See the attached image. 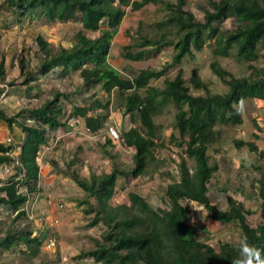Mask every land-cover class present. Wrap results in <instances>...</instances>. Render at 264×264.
<instances>
[{
	"label": "trees",
	"instance_id": "1",
	"mask_svg": "<svg viewBox=\"0 0 264 264\" xmlns=\"http://www.w3.org/2000/svg\"><path fill=\"white\" fill-rule=\"evenodd\" d=\"M186 1L6 0L1 6L0 9L18 24L45 18L48 22H76L81 26L70 48H55L38 34V61L34 69H30L29 61L21 59L23 85L27 92H35L34 99L46 95L42 85L51 74L59 79L75 74L82 81L77 93L87 94L100 87L109 98L96 97L82 105L70 103L72 110L67 120L65 103L70 102L72 93L56 87L49 89V98L37 108L22 109L13 116H7L0 108V121H4L13 134V143L0 142V165L18 161L14 175L6 181L0 180V206L15 215L7 230L8 224L0 222L2 254L21 251L35 259L42 251L43 236H34V222L24 210L28 196L20 190L27 189L30 195L40 193V152L50 143L52 133L71 128L70 119L83 120L87 131L94 135L104 129L108 119L105 112L109 110L114 92L125 100L124 112L135 125L121 134L123 145L132 150L133 166L126 170L114 164L110 173H92L89 179H82L79 172L73 170L77 160L71 161L65 172L55 167L87 194V200L81 202L88 205L85 213L96 215L88 227L100 224L105 227L100 240H93L94 249L82 252L77 259L91 258L101 264H231L239 256V241L222 243L218 248L199 241L198 229L187 223V201L205 208L215 222L237 226L241 231L240 239L246 236L249 244L264 249V163L257 162L254 166L261 173L258 181L261 202L257 212L235 198L239 192L234 195L228 188L221 189L227 198L225 210L213 204L209 196L210 183L220 169L219 164L213 162L210 147L221 141L225 127L243 124L241 101H264V69L253 68L251 64L260 59L261 51L264 55V0H212L202 20L185 9ZM149 5L163 14L156 23L160 33L155 38L139 34L136 43L122 49L124 60L141 62L152 53L173 47L176 54L169 68H178L188 56L194 58L195 52L214 41L215 56L233 57L238 63L248 64L252 70L250 75L235 76L213 62L212 72L226 87L222 93L213 92L198 72H194L188 85L183 67L174 78L166 77L167 69L155 72L150 68L139 70L132 77L123 76L109 62L112 41L122 25L125 8L130 7L135 12ZM230 18L234 19L235 27L223 30L220 25ZM129 36L133 35L129 33ZM6 78L7 67L3 60L0 80L7 85ZM162 78L161 86L154 85ZM9 85L14 86L15 82ZM3 92L4 89H0V96ZM170 107L176 111L171 143L177 148L178 176L165 172L171 179L164 193L166 207L155 208L134 192L129 193V204L113 206L111 202L117 195L119 179H138L152 165L153 149L157 147L161 129L156 118ZM15 126L19 133L15 132ZM234 143L238 149L248 147L251 153L258 152L264 159V153H260L253 142L236 140ZM107 144H112L110 139L106 140ZM18 148L20 154L13 158ZM102 151L108 158L115 159L106 147ZM191 160L195 161L193 169ZM256 215L260 219L257 225L252 222ZM23 221L28 224L14 228L17 222Z\"/></svg>",
	"mask_w": 264,
	"mask_h": 264
},
{
	"label": "rangeland",
	"instance_id": "2",
	"mask_svg": "<svg viewBox=\"0 0 264 264\" xmlns=\"http://www.w3.org/2000/svg\"><path fill=\"white\" fill-rule=\"evenodd\" d=\"M6 0H0V8ZM134 1V0H132ZM176 3V0H166ZM212 0H187L185 9L194 13L198 20H202L207 9L211 8ZM125 16L118 34L112 41L109 53L110 65L116 68L125 77H132L142 69H152L155 72L167 69L166 77L174 78L180 67H183L185 79L190 85L194 72H198L203 80L208 83L213 92L222 93L226 87L211 70V64L218 62L222 67L232 72L235 76H249L252 70L248 64L238 63L233 57L223 58L214 55V41H210L202 51L195 52V57L186 58L180 67L169 68L173 62L176 51L173 47H166L161 52L152 53L147 60L141 62H128L122 58V49L125 46L136 43L139 34L155 38L160 31L156 23L161 21L162 12L155 11L152 5L146 6L141 11H132L125 8ZM223 30H231L235 27L233 18L228 19L220 25ZM81 30L80 24L76 22H48L45 18L40 21L28 19L21 24L6 12L0 9V63L4 60L7 67V88L4 89L2 110L7 116H13L22 109L37 108L47 96L51 87L72 93L70 102L65 103V120H67L73 105H82L85 101L91 102L93 98L108 100L102 93L100 87L90 90L87 94H79L76 90L81 86L79 76L72 74L70 78L59 79L56 74H51L42 85L46 95L39 100L34 99L35 92L26 91L23 85L24 78L21 75L20 62L24 58L29 61L30 69L37 64L36 54L38 45L36 36H44L55 48L63 46L72 47L74 35ZM133 35L132 37L129 36ZM93 35V34H91ZM260 59L252 62L253 68L264 69V55L260 52ZM165 78V77H164ZM163 78L155 81L154 85L161 86ZM1 84L2 81L0 80ZM15 82L14 86L9 83ZM192 92L195 90L192 89ZM197 93V92H196ZM108 119L96 135L87 131L83 120L70 119L69 129L61 130L51 134L50 143L42 148L39 164L41 166L40 193L35 207L34 236H43L42 251L37 258H32L21 251H10L5 254L0 252V264H101L94 262L91 258L77 259L82 252L94 249V239L100 240L105 227L98 225L89 228L94 220L95 214H86L88 205L81 202L87 200V194L70 178L56 171H66L69 163L77 160L78 163L73 170L79 172L82 179H89L91 174L102 175L110 173L114 164L119 168L129 170L133 166L132 150L125 147L121 140V134L135 125L130 117L125 114V100L117 93H113ZM243 124L241 126H227L222 131L221 141L210 147L213 162H217L220 169L215 173L210 183L209 196L213 204L220 209L227 208L226 194L222 188H228L231 193L239 192L235 198L243 201L251 210L257 212L260 207L258 188L261 173L254 169L257 162L264 163L258 152L251 153L248 147L238 149L234 141H249L258 146V151L264 153V101L247 100L243 103ZM176 111L173 107L168 108L163 115L156 118L161 125L157 147L153 149L154 160L146 174L138 179L125 181L119 179L117 195L112 200L113 206L129 204V193L134 192L146 198L155 208L166 207L164 193L171 179L165 174L169 172L173 177L178 176L177 148L171 143V134L175 123ZM19 133V128L14 127ZM7 138L13 139V134L4 121H0V142L6 144ZM110 139L112 144H107ZM110 150L115 159L108 158L102 150ZM48 148V149H47ZM49 150V151H46ZM48 152H52L49 154ZM44 153V154H43ZM44 156V157H43ZM39 158V160H40ZM52 163L50 170L45 169ZM191 168L195 161H189ZM166 172V173H165ZM93 202V201H92ZM189 208L187 223L198 229V239L202 243L218 248L222 243H235L240 240L241 231L235 225H224L211 219L210 213L202 206L193 202H185ZM63 206L60 208V206ZM200 210V211H197ZM15 216L2 214L0 211V222L13 224ZM259 216H255L252 222L257 225ZM27 222H17L14 228L26 226ZM10 225V226H11ZM55 238L57 245L49 248V243ZM50 240V241H49ZM22 248V247H21ZM20 248V249H21ZM18 250V249H17Z\"/></svg>",
	"mask_w": 264,
	"mask_h": 264
},
{
	"label": "built area",
	"instance_id": "3",
	"mask_svg": "<svg viewBox=\"0 0 264 264\" xmlns=\"http://www.w3.org/2000/svg\"><path fill=\"white\" fill-rule=\"evenodd\" d=\"M7 88V85L0 82V89H5ZM6 92V91H5ZM5 92L2 93V95L0 96V108L2 107V104H3V100H4V97L6 96ZM13 143V139L12 138H7L6 140V144H11ZM20 154V149L18 148L17 150H15L13 152V158H17ZM39 158H40V155H39ZM39 160V159H38ZM40 161V160H39ZM18 164V161H14L10 164H2L0 165V180L2 181H6L8 180L10 177H12L15 173V167L16 165ZM20 193L21 194H24V195H27L28 196V200L25 204V207H24V210L28 216V218L30 220H33L34 221V218H35V205H36V202H37V199H38V196L39 195H30L28 194V191L27 189H21L20 190ZM63 206L61 205L60 208H62ZM0 211L2 212V214H5V215H12V216H15L14 214H12V212L9 211L8 208L4 207V206H0ZM50 241V240H49ZM57 245V241L55 238H52L50 243H49V248H53Z\"/></svg>",
	"mask_w": 264,
	"mask_h": 264
},
{
	"label": "clouds",
	"instance_id": "4",
	"mask_svg": "<svg viewBox=\"0 0 264 264\" xmlns=\"http://www.w3.org/2000/svg\"><path fill=\"white\" fill-rule=\"evenodd\" d=\"M240 104L242 105L243 101ZM231 264H264V249L249 244L247 237H242L239 240V256Z\"/></svg>",
	"mask_w": 264,
	"mask_h": 264
},
{
	"label": "crops",
	"instance_id": "5",
	"mask_svg": "<svg viewBox=\"0 0 264 264\" xmlns=\"http://www.w3.org/2000/svg\"><path fill=\"white\" fill-rule=\"evenodd\" d=\"M48 149V148H47ZM46 151H49V150H46ZM49 154L51 153V155L53 154L52 152H48ZM44 154V153H43ZM44 157V156H43ZM41 160H42V158H40V162H41ZM52 163H49L47 166H45V169H48V170H50V168H51V165ZM42 177V176H41Z\"/></svg>",
	"mask_w": 264,
	"mask_h": 264
}]
</instances>
